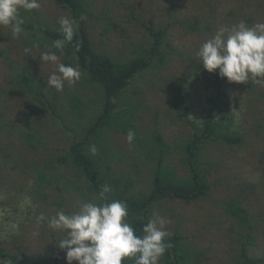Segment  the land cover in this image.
<instances>
[{"label": "rangeland", "instance_id": "rangeland-1", "mask_svg": "<svg viewBox=\"0 0 264 264\" xmlns=\"http://www.w3.org/2000/svg\"><path fill=\"white\" fill-rule=\"evenodd\" d=\"M87 1L91 13L87 16L91 23L88 30L94 49L113 59L128 58L140 48L138 42L145 43V23L169 20L163 9L168 3L174 7L175 19L197 22L199 26L198 31L191 32L171 23L166 28V43L170 48H164L165 64L150 67L125 89L124 96L130 102L139 101L133 108L130 106L132 111L126 112L133 125L129 131L136 133L138 143L132 141L129 144L127 133L114 129L105 133V146L111 153L108 163L113 175L129 178L132 182L130 193L138 196L151 188L152 164L146 154L151 146L152 131L161 134L171 146L167 164L180 177L187 176L179 145L192 134L193 128L173 118L174 113L162 90L164 82L175 76H186L184 86L188 88L189 116L200 123L213 90L209 81L201 80L200 74L191 75L193 63L200 64L196 56L198 48L221 27L231 28L241 21L249 27L264 23V0ZM39 4L37 10L43 24L60 25L61 17L73 21L60 0H39ZM108 20L115 28L108 25ZM73 27L75 29V24ZM36 41L31 33L22 31L13 37L9 28L0 26V121L3 124L0 125V147L5 153H10L4 155L0 152V243L20 258L52 261L56 256L58 259L66 256V252L58 247L63 232L49 228L47 221H38V217L41 213L49 219L58 211L70 213L80 203L89 201L82 193L85 189L79 191L74 188L75 182L85 187L84 180H78L63 167L60 169L61 164L56 171L65 172L64 183H58L57 191L52 193L47 203L37 199L30 191L35 168L42 169L48 162L52 167L56 166L55 156L66 155L69 143L79 136L81 125H86L101 92L85 80L81 71L76 83L69 85L65 81L63 91L47 86V77L55 71L56 65L40 59L41 53L51 51V48L47 45L40 47ZM26 48L31 50L30 53H25ZM58 57L63 63V58ZM28 65L42 78L41 90L48 100L56 93L59 101L65 102L66 93L75 88V95L82 102L84 117L74 122L66 111L63 126L70 129L66 136L62 135L61 124L52 120L53 113L49 111L40 117L36 115L30 127L20 124L26 106L30 103L38 106L33 94L20 92L16 86L17 72ZM224 92L228 96L227 117L237 126L245 143L238 146L209 144L205 148L204 167L212 185L207 198L189 204L163 200L147 214L148 219L154 212L164 217L166 231L182 235L189 249L202 252L198 263L189 264H231L248 232L246 226L230 215L231 203L244 208L249 223L254 226L250 230L252 244H245L248 254L264 256V79L255 83L251 93L235 83L225 86ZM94 109L97 111L100 107ZM11 121H15L14 126H10ZM22 133L38 135L41 143L38 142L35 148L30 147ZM68 179L72 185L67 184Z\"/></svg>", "mask_w": 264, "mask_h": 264}, {"label": "trees", "instance_id": "trees-1", "mask_svg": "<svg viewBox=\"0 0 264 264\" xmlns=\"http://www.w3.org/2000/svg\"><path fill=\"white\" fill-rule=\"evenodd\" d=\"M60 1L71 15L73 21H75L73 39L70 42L64 41L62 51L53 47L54 41L64 39L60 30L61 26L58 23L54 26L43 24L37 9L31 11H26L23 8L19 9L18 19L23 22V32L31 33L40 47L43 45L49 46L51 52H55L57 56L63 58L64 64H76L83 73L85 80L97 86L101 95L95 101L96 106H93L86 125H81L78 130L79 136L69 143L66 155L55 156L56 166L52 167L48 162L42 169L35 168V179L30 191L33 195H36L37 199L47 203L52 193L57 191L58 183H62L64 177H66L64 171H56V169H59V164H61L60 169L65 168L69 173L72 172V175L78 180L81 178L84 180L85 187L79 186L75 182L74 188L79 191L85 189L82 193L89 202L99 203L98 194L102 190V186L108 185L111 189L110 192L105 194L108 201L122 200L127 202L128 222L134 227L136 234L141 235L142 227L148 220L147 214L159 202L170 199L189 204L207 198L210 195L212 185L208 180V170L204 167L205 163L203 161L204 150L209 144L238 146L245 143L243 135L236 128L237 126L227 117L228 96L224 92V87L228 86L229 82L227 78L219 77L218 69L209 73L198 62L193 63L191 75L200 74L201 80L209 81L208 84L213 90L212 97L208 99V107L204 111V118L200 123L192 120L189 116L188 88L185 87L186 76H175L164 82L162 90L166 94L168 105L174 113L173 118L193 128L192 134L179 145V148L183 151L181 161L187 169V176L180 177L177 171L167 164L166 157L171 154V146L163 139L161 134L157 131H152L150 134L151 146L146 154L148 162L152 164L151 188L145 194L132 195L130 193L131 180L122 175L119 177L113 175L112 168L108 163L111 153L105 146V133L111 129L119 133H128L130 127H133L130 117L126 116L128 115L126 112L132 111L130 106L133 108L134 105L139 104V101L130 102V99L124 96V92L137 77L142 76L150 67L157 68L165 64L166 52L164 48H170V45L166 43L168 35L166 28L172 23L173 25L178 24L186 31L195 32L198 31V23H186V21L175 19L173 16L174 7L168 3L163 9L167 13L169 20L159 23L150 20L145 23L147 32L145 43L138 42L140 48L133 52L130 57L113 59L108 54L94 49L91 34L88 30L89 25H91L87 17L91 15L88 1ZM164 1L167 2L168 0ZM82 16L86 17V19L82 20ZM164 23L166 26H164ZM108 25L115 28V25L110 20H108ZM0 56H2L1 52ZM43 83L42 78L38 77L34 68L29 65L17 72L16 86L20 92L28 95L33 94V100L38 104L36 106L30 103L26 106L22 111L23 121L21 119L20 124L30 127V123L33 122L36 115L39 116L49 111L53 113L52 120L61 124L59 128L62 135L65 134L64 136H66L70 129L65 124L66 129L63 126L64 114L67 111L69 118L73 119L74 122L79 121L84 117L82 102L75 95V88L70 89V92L66 93V95L68 94L67 96L63 95L65 99L67 98L65 102L59 101L56 93L52 95L51 100H48L41 90ZM235 84L240 85L243 89L245 88L248 93H251L253 86H255L252 80L247 83ZM95 107H100V110L96 111ZM9 124L14 126L15 121H11ZM9 124L6 126H9ZM0 125H3L1 121ZM132 132L134 133L133 141L138 143L139 137L134 131ZM22 136L28 139V145L32 148H35L38 142L41 143L38 135L22 133ZM93 145L97 149L95 155L90 152V147ZM0 152L5 153V150L0 147ZM4 155H10V153H5ZM52 163L55 164L53 159ZM49 168H51V171H49ZM67 184L72 185L70 180ZM58 203L61 206V202ZM230 205V215L239 221L240 224L246 226L248 230L245 234L246 236L243 237L245 242H242L231 264H264V256L254 257L248 254L245 244H252L253 237L250 230L254 229V226L249 223L246 210L237 204L231 203ZM166 242L170 244V247L160 258L159 264L199 262L202 252L196 249H189L184 243L182 235L174 232L166 238ZM58 258L56 256L52 261L20 258L8 252L0 243V261H10L11 264H67L65 257ZM73 264H78V262L73 261ZM125 264H134V262L126 258Z\"/></svg>", "mask_w": 264, "mask_h": 264}, {"label": "clouds", "instance_id": "clouds-1", "mask_svg": "<svg viewBox=\"0 0 264 264\" xmlns=\"http://www.w3.org/2000/svg\"><path fill=\"white\" fill-rule=\"evenodd\" d=\"M39 0H0V26L9 28L13 37L22 31V21L18 19L20 8L26 11L38 9ZM86 19V17H81ZM63 40L53 42V47L63 50L64 41L70 42L74 35L75 21L66 17L59 20ZM30 53V49H24ZM203 69L209 73L217 69L220 78H227L229 83H260L264 79V23L251 27L243 21L231 28L221 27L214 35L202 43L196 52ZM40 59L56 65L55 71L47 77V86L56 91H63L65 81L69 85L76 83L81 72L78 66L59 62L55 52H43ZM129 144L134 139V133H127ZM95 155L96 147H90ZM111 189L102 186L99 192V203H80L76 210L65 213L58 211L52 218L43 213L38 221H47L51 229L63 232L59 249L66 252L67 264H125L131 259L134 264H159L170 244L166 238L170 235L165 230V218L153 213L144 223L142 234L137 235L134 227L128 222V204L126 201H108L106 193ZM0 264H11L10 261H0Z\"/></svg>", "mask_w": 264, "mask_h": 264}]
</instances>
